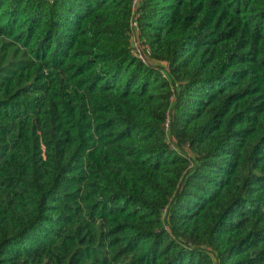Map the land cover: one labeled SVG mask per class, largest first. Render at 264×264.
Wrapping results in <instances>:
<instances>
[{
	"label": "trees",
	"instance_id": "obj_1",
	"mask_svg": "<svg viewBox=\"0 0 264 264\" xmlns=\"http://www.w3.org/2000/svg\"><path fill=\"white\" fill-rule=\"evenodd\" d=\"M0 264H264V0H0Z\"/></svg>",
	"mask_w": 264,
	"mask_h": 264
},
{
	"label": "built area",
	"instance_id": "obj_2",
	"mask_svg": "<svg viewBox=\"0 0 264 264\" xmlns=\"http://www.w3.org/2000/svg\"><path fill=\"white\" fill-rule=\"evenodd\" d=\"M134 53L137 55L138 58L141 59L142 62H144V63L146 62L143 55H142L139 44L136 41L134 42Z\"/></svg>",
	"mask_w": 264,
	"mask_h": 264
}]
</instances>
